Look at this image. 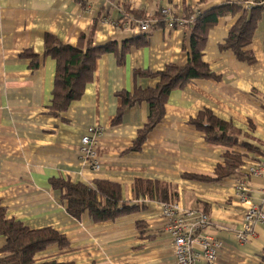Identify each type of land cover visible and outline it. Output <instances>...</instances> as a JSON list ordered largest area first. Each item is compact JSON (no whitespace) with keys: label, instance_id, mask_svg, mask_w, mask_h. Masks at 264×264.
I'll return each instance as SVG.
<instances>
[{"label":"crops","instance_id":"obj_1","mask_svg":"<svg viewBox=\"0 0 264 264\" xmlns=\"http://www.w3.org/2000/svg\"><path fill=\"white\" fill-rule=\"evenodd\" d=\"M243 1L254 0H0L1 204L9 220L32 230L52 228L70 242L64 250L52 247L38 254L37 264H175L173 240L160 212V204L169 202L209 217L205 234L223 243L216 264H264V223L254 227L246 242L237 238L247 211L264 201V176L247 172L264 162V15L248 48L256 58L252 65L220 47L239 15L219 20L203 51L216 78L173 91L164 119L139 150L133 147L148 123L150 107L141 103L125 109L121 123L114 125L122 108L118 94L156 87L157 79L135 78V71L159 73L171 64H187L190 41L184 25L154 29L147 35L148 46L133 47L123 65L114 54L104 55L82 98L58 116L49 113L56 62L45 55L48 34L76 46L94 29V46L121 44L141 35L122 27L129 16L156 24L162 9L183 19L186 11ZM29 53L39 57L38 67L32 66ZM206 110L232 124L240 140L255 150L236 148L246 156L240 170L219 181L216 168L223 165L227 150L209 145L192 124ZM95 126L104 130L96 149L99 172L90 170L79 152L82 138ZM53 179L88 186L117 183L124 202L144 208L104 223H95L88 214L78 220L52 188ZM138 180L165 185L169 202L139 199ZM238 181L248 188L246 202L237 196ZM6 244L0 236V250Z\"/></svg>","mask_w":264,"mask_h":264},{"label":"trees","instance_id":"obj_2","mask_svg":"<svg viewBox=\"0 0 264 264\" xmlns=\"http://www.w3.org/2000/svg\"><path fill=\"white\" fill-rule=\"evenodd\" d=\"M228 15H239V19L229 31L227 39L220 46L221 49L232 51L240 62L249 65L256 62L254 53L248 48L264 15V0L225 3L204 12L186 11L183 19H177L174 16L173 28L184 25L188 32L190 52L187 64L185 66L171 64L159 73L135 71V78L157 79L156 87L118 94L122 99V108L114 125L121 123L125 109L141 103H147L150 107L148 123L140 130L133 150L141 149L149 134L162 122L168 99L173 91L182 90L198 80L216 78L215 73L203 60V51L210 31L222 17ZM128 18L149 20L130 16L126 19ZM158 27L167 28L161 14L158 16L157 23L153 24L152 31ZM147 35L141 34L121 44L112 41L99 47L93 44L94 29L89 34H83L76 46L64 44L54 35L48 34L45 37V55L56 62V77L49 113L58 116L68 111L72 104L82 98L87 86L94 80L97 62L104 55L114 54L118 64L123 65L133 47L148 46ZM27 56L31 58L32 66L38 67L39 57L32 53ZM192 124L204 134L205 141L209 145L227 150L223 165L216 168V181L234 176L240 170L246 156L236 153V148H244L248 152L255 151L240 140V133L232 124L220 120L211 111L201 112ZM51 186L55 191L60 192L68 213L78 220L88 214L95 223H104L138 213L142 210L141 208H144L124 202L121 186L109 181H96L94 185L88 186L64 179H53ZM135 192L139 199L148 197L169 202L168 188L158 182L138 180L135 184ZM139 225H143L142 222ZM0 236L7 239L6 246L0 250V264H37L38 254L52 247L64 250L70 246L67 237L57 230L52 228L32 230L21 222L9 220L1 200ZM40 264L74 263L49 261Z\"/></svg>","mask_w":264,"mask_h":264},{"label":"built area","instance_id":"obj_3","mask_svg":"<svg viewBox=\"0 0 264 264\" xmlns=\"http://www.w3.org/2000/svg\"><path fill=\"white\" fill-rule=\"evenodd\" d=\"M252 4V3H251ZM160 14L167 24V28H173L175 20L170 9H162ZM123 28L140 34L152 32L153 21L128 18L123 22ZM104 130L99 126L92 127L82 138L79 149L80 158L94 172L102 169V164L96 153L97 146ZM253 176H264V162L252 165L247 170ZM237 196L246 202L248 188L243 181L236 185ZM160 212L167 223L166 231L173 240L175 264H198L205 261L207 264H216L219 252L223 249V243L215 240L206 231L210 228L209 217L196 210L182 209L174 202L161 203ZM264 223V201L259 206L251 207L245 214L244 230L237 238L240 242H246L258 224Z\"/></svg>","mask_w":264,"mask_h":264}]
</instances>
